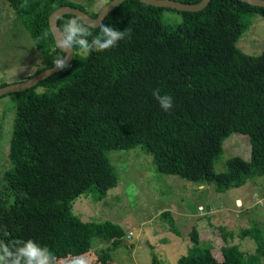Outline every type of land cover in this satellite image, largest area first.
<instances>
[{
	"label": "trees",
	"instance_id": "trees-1",
	"mask_svg": "<svg viewBox=\"0 0 264 264\" xmlns=\"http://www.w3.org/2000/svg\"><path fill=\"white\" fill-rule=\"evenodd\" d=\"M6 1L42 58L33 75L64 55L49 29L53 11L71 6L92 18L98 14L89 10L95 0ZM164 11L125 0L103 23L119 30L130 27V39L103 52L85 54L75 48L70 68L13 93L16 108L7 155L11 167L2 176L0 239H33L58 258L90 255L93 239H99L108 247L95 264H113L111 251L125 246V230L110 221L84 222L72 211L81 195L98 201L117 186L107 155L111 150L140 146L151 155L157 172L200 187L214 184L217 192L264 175V50L254 56L235 46L253 19L264 17V8L210 0L202 11L178 12L180 22L172 23L164 22ZM73 17H60L59 29ZM156 89L173 98L171 110L160 107ZM233 133L248 136L250 160L231 157L225 171L215 172L223 141ZM160 217L169 232L179 235L171 212ZM189 235L191 246L176 264L264 260L258 228H247L240 236L256 242L260 257L245 258L231 245L220 249L218 259L213 246L200 243L195 228ZM151 264H163L154 252Z\"/></svg>",
	"mask_w": 264,
	"mask_h": 264
},
{
	"label": "rangeland",
	"instance_id": "rangeland-1",
	"mask_svg": "<svg viewBox=\"0 0 264 264\" xmlns=\"http://www.w3.org/2000/svg\"><path fill=\"white\" fill-rule=\"evenodd\" d=\"M108 1L95 0L89 10L99 12ZM163 20L172 23L180 22L181 18L177 11L165 9ZM235 46L245 54L260 55L264 50V17L254 18ZM41 66L42 58L26 29L7 1L0 0V83L24 81ZM15 108L14 94L0 97V193L3 173L11 167L7 155ZM107 155L118 176L117 186L102 200L81 195L74 201L72 211L84 222L110 221L125 230L127 244L111 251L113 264H151L153 252L163 264H176L191 246L192 228L203 246H213L218 259L220 249L231 245H237L245 258L261 256L256 242L240 235L241 231L255 227L264 237V204L257 202L264 200V175L251 178L241 187L217 192L214 184L200 187L157 172L151 155L140 146L111 150ZM231 157L250 160L248 136L233 133L224 139L214 171H225ZM164 211L172 213L179 235L169 232L160 217ZM92 247L90 256L97 258L108 244L93 239ZM260 264H264L263 258Z\"/></svg>",
	"mask_w": 264,
	"mask_h": 264
},
{
	"label": "clouds",
	"instance_id": "clouds-1",
	"mask_svg": "<svg viewBox=\"0 0 264 264\" xmlns=\"http://www.w3.org/2000/svg\"><path fill=\"white\" fill-rule=\"evenodd\" d=\"M97 27L99 31L93 34L92 30ZM125 38H131L130 27L119 30L101 20L91 21L82 14H76L73 18L65 20L63 27L59 29L56 47L64 53L79 48L83 53L90 54L112 49ZM53 63L60 71L71 67L68 55L56 57ZM153 95L164 111L172 109L173 98L170 95H160L159 89L154 90ZM257 202L264 204V200L258 199ZM96 259L87 253L58 258L47 246L33 239L11 242L0 239V264H95Z\"/></svg>",
	"mask_w": 264,
	"mask_h": 264
},
{
	"label": "water",
	"instance_id": "water-1",
	"mask_svg": "<svg viewBox=\"0 0 264 264\" xmlns=\"http://www.w3.org/2000/svg\"><path fill=\"white\" fill-rule=\"evenodd\" d=\"M124 1L125 0H110L108 3H106L102 7V9L98 12L95 18H92L89 15H87L84 11L77 9V8H73L71 6H61L57 8L55 11H53L50 14L49 19H48L49 29L54 39L55 45H56V39L59 38L58 20L60 19V17L64 15L75 16L76 14H82L83 16H85L91 21L101 20L103 22L105 17L113 9H115L118 5H120ZM138 1H140L141 3L156 7V8L170 9V10H174L177 12H199V11H202L210 2V0H201L197 4H184L181 2H177L175 0H138ZM239 1L246 3L250 6L264 8V0H239ZM59 50L62 51L61 49ZM73 53L74 52L72 50L68 53H64V55H68L71 61L73 57ZM59 71L60 70H57L54 65L53 67L49 69L43 70L31 76L29 79H26L18 83L8 84L6 86L0 87V97H3L8 94L22 92L27 89L33 88L41 81L47 79L48 77L54 75L55 73ZM124 244L126 245L127 242H125Z\"/></svg>",
	"mask_w": 264,
	"mask_h": 264
}]
</instances>
